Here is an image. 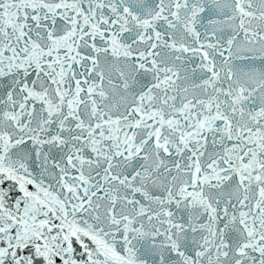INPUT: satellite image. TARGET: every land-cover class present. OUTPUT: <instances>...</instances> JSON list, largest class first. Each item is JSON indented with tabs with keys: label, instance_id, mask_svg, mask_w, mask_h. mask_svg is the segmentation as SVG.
<instances>
[{
	"label": "snow or ice",
	"instance_id": "obj_1",
	"mask_svg": "<svg viewBox=\"0 0 264 264\" xmlns=\"http://www.w3.org/2000/svg\"><path fill=\"white\" fill-rule=\"evenodd\" d=\"M0 264H264V0H0Z\"/></svg>",
	"mask_w": 264,
	"mask_h": 264
}]
</instances>
